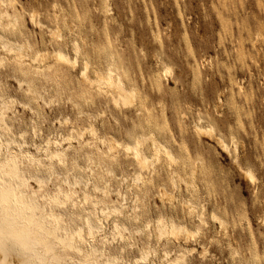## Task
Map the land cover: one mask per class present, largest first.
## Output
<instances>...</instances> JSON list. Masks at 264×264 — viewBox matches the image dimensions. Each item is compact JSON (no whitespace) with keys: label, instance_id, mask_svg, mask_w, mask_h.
I'll list each match as a JSON object with an SVG mask.
<instances>
[{"label":"rangeland","instance_id":"1","mask_svg":"<svg viewBox=\"0 0 264 264\" xmlns=\"http://www.w3.org/2000/svg\"><path fill=\"white\" fill-rule=\"evenodd\" d=\"M17 2L13 11L19 25L15 30L5 26V36L22 42L27 37L33 46L31 54L34 50L50 51L59 44L68 49L66 42L76 37L91 59V66L111 60L118 72L136 79V90L142 97V102L132 108H114L109 97L97 95L95 89L79 83L76 71L48 58L35 77H28L39 93L54 101L50 107L33 100L44 113L39 121L41 136L46 138L53 129L61 127L55 121L60 113L70 117L75 128L82 129L88 123L86 113L105 110V121L99 124L102 134L113 132L124 141L141 129L152 130L168 140L177 154L184 155L186 147L195 170L192 188L197 200L206 203V222L202 224L195 218L193 223L202 233L199 240L208 252L201 259L196 251L191 264H238L239 260L249 264L252 256L264 264V0ZM33 11L44 27L31 24L29 14ZM46 26H58L63 39L49 37ZM2 55L5 64L0 67V94L21 100L30 98L27 87L19 89L14 79L22 76L13 55ZM163 64L171 68L167 77L162 72ZM22 66L28 68L26 62ZM157 77L162 83L160 91L153 86ZM15 104L7 115L10 133L17 135L18 131H28L32 115ZM78 109L85 116L78 117ZM111 113L118 118L117 123ZM199 117L213 125L228 145L230 142L227 151L216 139L197 134L194 125ZM60 129L67 133L69 127ZM231 135L236 139L234 144ZM27 142L31 145L29 135ZM31 150L34 151L32 147ZM65 155V167L54 158L55 167L64 173L68 169L73 173L85 172L88 160L84 156L77 158L70 151ZM126 156L119 154L116 159L122 162ZM106 161L107 165L112 163ZM24 164L30 167L27 161ZM90 165L92 178L99 184L107 180L110 189L118 185L114 178L105 175L102 159ZM163 166L158 163L154 176L149 178L151 195L159 192L160 180L169 184ZM247 166L254 171L256 181L251 182L244 173ZM182 169L179 164L178 174L186 178ZM113 170L122 174L121 166H114ZM60 184L52 176L44 190L52 193V188ZM133 189L136 190L135 185ZM155 202L160 206L157 199L151 198L150 204ZM81 205L75 213L69 203L55 210L64 216L63 221L74 226ZM213 208L226 220L224 230L213 223L209 215ZM140 237L133 232L129 239L136 242ZM132 253L136 254L135 250Z\"/></svg>","mask_w":264,"mask_h":264},{"label":"bare ground","instance_id":"2","mask_svg":"<svg viewBox=\"0 0 264 264\" xmlns=\"http://www.w3.org/2000/svg\"><path fill=\"white\" fill-rule=\"evenodd\" d=\"M17 3V0H0V67L5 64L2 53L13 55L22 76L14 78L16 84L19 89L26 86V93L31 97L21 100L0 94V264H191L196 251L199 258L204 259L208 251L199 240L202 233L196 230L193 220L198 218L200 223L206 222V203L197 200L192 188L195 170L191 168L186 147L184 155L177 154L168 140L152 130L141 129L124 141L113 132L102 134L99 124L105 121V110L86 113L88 123L82 129L75 128L70 117L60 113L55 121L59 127H69L68 132H63L60 127L53 129L46 138L41 136L39 121L44 118V113L33 100L50 107L54 101L39 93L28 77H35L48 58H53L65 69L76 71L79 83L95 89L97 95L109 97L114 108H132L142 102V97L137 93L136 79L126 72H118L111 60L91 66V59L76 37L68 39V49L59 44L50 51L34 50L31 54L33 46L27 37L22 42L5 36V26L15 30L19 25L13 11ZM29 17L34 26H45L34 11ZM2 21L6 25L2 26ZM46 27L49 37L63 39L58 26ZM23 62L28 68L22 66ZM162 72L167 77L171 68L163 64ZM153 86L161 90L158 77ZM15 103L32 115L28 131H18L17 135L10 133L7 115ZM77 114L78 117L85 116L81 109ZM110 115L115 123L119 121L113 113ZM203 121L199 117L194 125L197 134L216 139L227 151L230 142L228 145L216 134L213 125ZM28 135L31 145L27 142ZM230 139L236 143L233 135ZM74 144L86 151H80ZM234 147L235 150L237 145ZM66 151L88 160L84 173H73L70 169L64 173L55 167L54 158L65 167ZM119 154L127 155L122 162L116 159ZM99 159L105 164V175L116 180L115 188L110 189L107 180L99 184L92 178L90 164ZM106 160L112 163L107 165ZM24 161L30 167L26 168ZM158 163L164 164L169 184L160 180L159 192L151 195L149 178L154 176ZM179 164L187 174L186 178L178 174ZM114 166H121L122 174L117 175ZM253 172L248 166L244 169L251 182L256 181ZM52 176H56L61 184L55 185L51 193L44 187ZM151 198L157 199L160 206L156 202L151 205ZM67 203L73 213L78 205L83 206L77 212L78 222L74 226L63 221L64 216L55 210ZM217 212L213 208L209 215L217 228L224 230L226 220ZM133 232L136 237L141 236L136 242L129 239ZM238 264L243 263L239 260ZM249 264L260 263L252 256Z\"/></svg>","mask_w":264,"mask_h":264}]
</instances>
